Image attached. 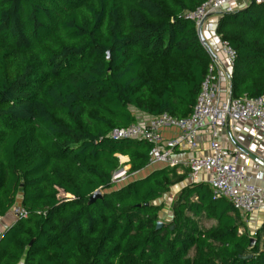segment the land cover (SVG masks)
Here are the masks:
<instances>
[{
  "label": "trees",
  "instance_id": "obj_1",
  "mask_svg": "<svg viewBox=\"0 0 264 264\" xmlns=\"http://www.w3.org/2000/svg\"><path fill=\"white\" fill-rule=\"evenodd\" d=\"M205 1L0 0V217L27 212L0 264H264V219L250 246L247 217L187 170L112 181L152 150L112 130L191 113L209 58L183 17ZM215 34L235 52L230 97L264 98V1L218 15Z\"/></svg>",
  "mask_w": 264,
  "mask_h": 264
},
{
  "label": "built area",
  "instance_id": "obj_2",
  "mask_svg": "<svg viewBox=\"0 0 264 264\" xmlns=\"http://www.w3.org/2000/svg\"><path fill=\"white\" fill-rule=\"evenodd\" d=\"M264 0H250L257 4ZM229 0H206L193 11L184 14V19L191 21L196 30L213 15L232 13ZM203 47L209 58L206 74L201 82L191 113L185 118H175L166 113L152 117L146 123H134L124 128L114 129L110 133L113 140H139L152 147L148 159L149 166L162 165L168 168L184 166L188 171L190 183H206L214 198H224L232 208L243 216L264 212V186L259 184L264 175L259 159L252 173L246 172L238 163V154L226 151L218 140L219 130L233 126L237 120H247L264 134V98H231L220 99V75L227 68L232 69L235 52L224 41H220L221 56L209 48L204 41ZM230 79V78H229ZM177 129L179 134L173 139L164 140L162 130ZM200 133L209 136L210 154L205 156L191 155L185 160L175 156L176 149L194 151L197 148V137ZM126 171V170H125ZM204 174L206 178H201ZM129 178L122 171L113 176L115 184H121ZM14 218H25L27 212L16 204L11 210ZM2 217H0V222Z\"/></svg>",
  "mask_w": 264,
  "mask_h": 264
},
{
  "label": "crops",
  "instance_id": "obj_3",
  "mask_svg": "<svg viewBox=\"0 0 264 264\" xmlns=\"http://www.w3.org/2000/svg\"><path fill=\"white\" fill-rule=\"evenodd\" d=\"M250 4V0H229V5L233 7L234 11H239L245 8ZM214 19H207L204 24L200 28L201 36L203 37L204 43L212 49L214 54L218 56L221 60L223 57L221 56L220 50V40L215 34V28L217 25V18L218 15ZM210 30V31H209ZM213 30L214 36H211L210 33ZM202 31H204L202 33ZM209 31V32H208ZM219 41V42H218ZM230 68L223 69L220 75V99H225L229 96V88H230V81L229 78L231 76ZM150 117L137 115V122L146 123ZM162 137L164 140L173 139L177 137L179 131L177 129H165L162 130ZM219 143L222 148L226 151H232L238 154V163L241 168H243L246 172L252 173L254 171V166L257 162L260 163L259 159H264V134H262L259 130H257L250 121L247 120H237L233 123L232 127L227 129L219 130L218 134ZM209 142L210 138L208 135L204 133H200L197 137V148L194 151H190L188 149H176L175 156L178 157L180 160H185L186 158L190 157L191 155L195 156H205L210 154L209 149ZM121 163L127 162L128 158L124 156L117 155ZM150 157V156H149ZM261 169L264 175V164L260 163ZM165 166L156 165V166H149L148 163L146 168L141 170L140 172L130 175L127 180L135 179V175H140V177L145 176L148 171L156 168H162ZM123 169H128V166H125ZM187 169L184 166H180L177 168V172L181 173L186 171ZM201 178H206L204 174L201 175ZM187 183H190L187 177ZM204 183V182H200ZM206 184V183H205ZM261 186H264V177L262 181L259 182ZM181 185L172 187L170 192L164 195L161 199L157 201V203H162L164 205L161 213H160V220L164 218V220L169 221L171 218L170 212V202L174 199L176 193L181 189ZM156 203V204H157ZM167 209V210H166ZM252 221H256V229L259 228L264 219V212H258L256 214H252L251 216ZM15 222V218L11 211L2 218L0 222V237H2V233L8 229L13 223ZM18 264H23V261H20Z\"/></svg>",
  "mask_w": 264,
  "mask_h": 264
},
{
  "label": "rangeland",
  "instance_id": "obj_4",
  "mask_svg": "<svg viewBox=\"0 0 264 264\" xmlns=\"http://www.w3.org/2000/svg\"><path fill=\"white\" fill-rule=\"evenodd\" d=\"M216 16H211L209 19H214ZM201 28V27H200ZM210 31V30H209ZM208 31V32H209ZM204 31H202V33H203ZM210 35L211 36H214V34H213V30L211 31V33H210ZM219 42V41H218ZM126 169H121V170H119V171H117L116 173H114V175L113 176H119L120 174H121V172L122 171H124V172H126L125 171ZM127 175V174H126ZM140 177V175H135V178H139ZM120 184V183H119ZM118 184V185H119ZM58 197L59 198H62L63 200H66V199H68L69 198V196H67V195H64L63 193H59V195H58ZM167 210V209H166ZM256 214V213H255ZM251 215H248V216H246L247 217V223H248V229H249V234H250V236L253 238V236H254V233H255V231H256V221L254 222V221H252L251 220V217H250ZM161 221L162 222H167L166 220H164V218H162L161 219ZM214 225V221H207V220H201L200 221V226L201 227H203V228H209V227H211V226H213ZM258 229V228H257Z\"/></svg>",
  "mask_w": 264,
  "mask_h": 264
},
{
  "label": "water",
  "instance_id": "obj_5",
  "mask_svg": "<svg viewBox=\"0 0 264 264\" xmlns=\"http://www.w3.org/2000/svg\"><path fill=\"white\" fill-rule=\"evenodd\" d=\"M197 33H198V37H199V40L200 41H203L204 39H203V37L201 36V33H200V29H198L197 30ZM101 197V194H100V191L99 190H97L96 192H94L91 196H90V198H89V204H91V203H93L96 199H99ZM162 222H157V224H156V227L157 228H160L161 226H162ZM2 237H0V239H1ZM254 238H252V237H250L249 238V242H250V246H252L253 244H254ZM31 244V243H30Z\"/></svg>",
  "mask_w": 264,
  "mask_h": 264
}]
</instances>
